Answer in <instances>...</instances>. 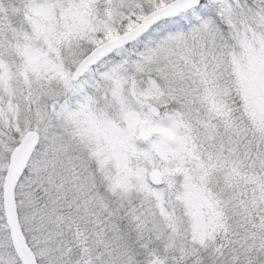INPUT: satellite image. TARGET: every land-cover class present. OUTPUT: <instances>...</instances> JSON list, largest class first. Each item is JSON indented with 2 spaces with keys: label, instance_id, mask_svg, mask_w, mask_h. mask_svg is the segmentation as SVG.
<instances>
[{
  "label": "snow or ice",
  "instance_id": "6c2138e0",
  "mask_svg": "<svg viewBox=\"0 0 264 264\" xmlns=\"http://www.w3.org/2000/svg\"><path fill=\"white\" fill-rule=\"evenodd\" d=\"M0 264H264V0H0Z\"/></svg>",
  "mask_w": 264,
  "mask_h": 264
}]
</instances>
